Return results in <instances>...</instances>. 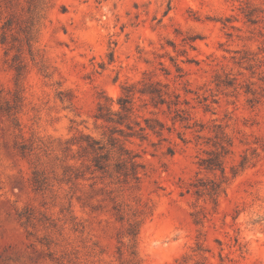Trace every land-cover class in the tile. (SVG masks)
Listing matches in <instances>:
<instances>
[{
    "label": "rangeland",
    "instance_id": "1",
    "mask_svg": "<svg viewBox=\"0 0 264 264\" xmlns=\"http://www.w3.org/2000/svg\"><path fill=\"white\" fill-rule=\"evenodd\" d=\"M0 264H264V0H0Z\"/></svg>",
    "mask_w": 264,
    "mask_h": 264
},
{
    "label": "trees",
    "instance_id": "2",
    "mask_svg": "<svg viewBox=\"0 0 264 264\" xmlns=\"http://www.w3.org/2000/svg\"><path fill=\"white\" fill-rule=\"evenodd\" d=\"M137 84H127L123 87V95L119 97L118 104L119 110L113 111L109 104V99H106L105 104H100L98 108V114L95 116L97 120H102L106 123H115L118 125L125 124L128 128L130 133L124 135L125 132L121 128H115V131L112 133V136L109 137L108 144L111 146V149H115L118 154L117 159V172L124 177H131L134 180L139 181V168L143 167L142 164L137 162V157L132 150L128 149L120 138L114 136V133H118L121 136L125 137H134L138 136L142 140L147 138L148 131H154L155 126L152 124V120L148 118H143L146 123V126H141L140 122L135 121L136 126L139 128L137 131L133 129L132 125V116L134 115L135 109V97L137 94L141 96H149L153 102L156 104H164V91L159 83L149 82L146 83V86L150 88V90H141L137 88ZM116 118H118L116 120ZM155 122L160 126L163 127L162 124L155 120ZM162 128L159 131H155L157 134H160ZM81 141L85 140L86 145L83 146L80 144L81 150L92 154L93 159L91 160L92 166L95 168L96 171H103L108 173L109 171V162L112 158V150L106 149V145L102 144L100 141L93 139L89 135H81ZM81 143V142H78ZM225 153H228L225 151ZM212 159L203 160L202 165L207 164V168L211 170L219 169L221 172L224 173L223 163L221 160H217V162H212ZM130 167V171L128 168Z\"/></svg>",
    "mask_w": 264,
    "mask_h": 264
}]
</instances>
